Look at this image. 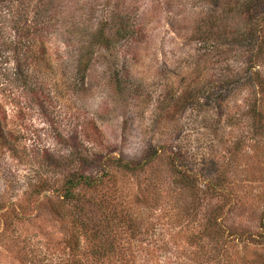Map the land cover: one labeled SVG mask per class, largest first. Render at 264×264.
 I'll return each instance as SVG.
<instances>
[{"label":"rangeland","instance_id":"374dc122","mask_svg":"<svg viewBox=\"0 0 264 264\" xmlns=\"http://www.w3.org/2000/svg\"><path fill=\"white\" fill-rule=\"evenodd\" d=\"M0 264H264V0H0Z\"/></svg>","mask_w":264,"mask_h":264},{"label":"trees","instance_id":"16d2710c","mask_svg":"<svg viewBox=\"0 0 264 264\" xmlns=\"http://www.w3.org/2000/svg\"><path fill=\"white\" fill-rule=\"evenodd\" d=\"M7 47H8V46H7ZM90 181H91V179H87V182H86V183L90 185V184H91Z\"/></svg>","mask_w":264,"mask_h":264}]
</instances>
